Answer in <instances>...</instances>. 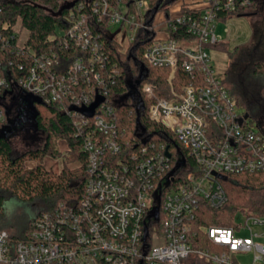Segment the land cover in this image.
I'll use <instances>...</instances> for the list:
<instances>
[{
	"label": "built area",
	"instance_id": "obj_1",
	"mask_svg": "<svg viewBox=\"0 0 264 264\" xmlns=\"http://www.w3.org/2000/svg\"><path fill=\"white\" fill-rule=\"evenodd\" d=\"M149 5L150 0H139L136 8L147 12ZM254 7L253 0H182L161 21L163 37L154 18L156 34L144 58L169 67L171 94L156 95L151 83L142 90L152 99L149 117L169 128L185 149L174 161L164 144L125 149L132 140L120 130L116 106L107 98L101 71L105 43L93 25L105 24L102 33L115 37L110 27L120 24L128 48L149 27L137 20V12L125 3L76 0L63 18L65 28L54 35L62 46L81 50L69 64L53 49L35 53L21 17L14 24L0 17V52L20 58H0V93L6 98L19 88L41 102L56 103L75 117L87 153L79 205L43 210L26 240L0 229V264H185L191 254L212 264H245L239 257L248 253L251 264L264 263V216L239 212L231 225L200 221L204 204L217 209L226 203L224 182L231 174L264 172V129L252 127L224 79L215 76L207 49L226 39L217 32L223 10ZM171 32L186 36L174 38ZM179 66L194 77L181 90L173 86ZM97 96L104 100L94 114H83L79 108ZM1 101L0 123L8 118Z\"/></svg>",
	"mask_w": 264,
	"mask_h": 264
},
{
	"label": "trees",
	"instance_id": "obj_2",
	"mask_svg": "<svg viewBox=\"0 0 264 264\" xmlns=\"http://www.w3.org/2000/svg\"><path fill=\"white\" fill-rule=\"evenodd\" d=\"M64 1L0 0V17L2 23L10 24H14L17 18L21 17L22 24L29 30L28 45L35 53L40 54L53 49L60 54L66 64H69L81 50L76 47H64L58 42V38L54 37L58 29L65 28L63 18L68 14V8L76 2V0L69 3ZM109 1L114 7L125 3L130 7L129 9H135L139 2V0ZM176 1L178 0H150L144 18L142 19L139 14L137 16L138 21L148 22L149 27L142 29L128 48H125L116 37L102 33L105 24L96 22L93 25V29L100 32V38L105 43L107 58L104 62L105 67L101 71H104L108 81L107 98L116 106L120 130L125 133L126 138L132 140L128 145L124 143V148L138 149L151 142L157 147L164 144L165 148L173 152L172 161L176 159L178 151L186 153L185 149L169 128L149 117L148 108L152 99L148 98L142 89L145 83H151L156 95L169 97L171 94V86L168 82L169 67L150 65L144 58V50L156 34L153 28L155 16L163 12L166 19H169L171 6ZM253 1L255 3L253 9L230 12L223 10L220 15L227 20L233 15L251 14V11L257 9L261 3V0ZM170 34L174 38L186 36L185 33ZM212 46L216 47L217 44ZM4 56L15 61L20 59L10 51L4 54L0 52V58ZM253 73L256 76L264 75V59H257L253 63ZM193 79L192 74L179 66L173 79V86L181 90L184 84ZM224 83L236 100L246 103L235 80L225 78ZM5 95V92L0 93V98L3 97V101L1 99L0 101L8 112L7 120L0 123V218L5 215L6 202L12 197L23 202L44 203V208L30 219L25 217L15 222L8 220L11 229H20L18 234L9 231L11 236L17 240H26L32 220L43 210H53L62 204L79 205L85 188L87 153L82 150L83 137L75 124V117L60 110L56 103L32 101L31 96L19 88H14L13 93L6 98ZM260 95L264 99V83L261 85ZM247 111L250 113V109ZM5 127L9 135L1 133ZM16 130L24 134L29 146L22 152L14 154L11 138ZM37 136L42 138L41 145L36 143ZM53 137L63 138L67 142L69 155L65 160H78L80 166L70 168L64 162L58 173L45 166L46 156L59 157L60 152L52 145ZM29 161L34 162L35 165L29 167L27 165ZM224 184L227 192L226 203L217 209L204 204L201 207V223L207 226L231 225L239 212L264 216V172L231 174ZM1 224L2 220H0V229H5ZM185 264L212 263L191 254L185 259Z\"/></svg>",
	"mask_w": 264,
	"mask_h": 264
},
{
	"label": "rangeland",
	"instance_id": "obj_3",
	"mask_svg": "<svg viewBox=\"0 0 264 264\" xmlns=\"http://www.w3.org/2000/svg\"><path fill=\"white\" fill-rule=\"evenodd\" d=\"M130 10L133 13L137 12L141 15L142 19L146 13L144 10L137 8ZM251 14L249 16L233 15L227 20L220 19L217 24V32L224 35L226 39L218 43L216 47L211 46L207 49L214 67L215 76L221 79L232 78L236 81V86L239 85L238 89L246 102L243 103L236 100L239 107L247 112L248 121L253 128L257 129L260 127L264 129V99L260 95V88L264 83V75L256 76L253 73V63L257 59H264V0H261L259 7L252 10ZM110 28L111 33L127 48L128 41L124 27L120 24H114ZM190 43L192 44L190 46H197L196 41ZM182 44L183 46L189 45L186 42ZM248 109H250V113L247 111ZM1 133L9 135L6 127ZM11 143L14 154L22 152L29 146L24 134L19 130L14 132ZM36 143L41 145L42 138L38 137ZM52 145L60 153L58 158L51 156L44 158V164L49 170L58 173L64 162L70 168H76L81 165L78 160H65V157L69 155V151L67 142L63 138L53 137ZM27 165L32 167L35 163L29 161ZM5 208V215L2 219L0 218L2 220L1 226L12 234H18L20 229H11L8 220L10 219L15 222L22 218L25 219V217L30 219L44 208V203L41 201L34 203L23 202L12 197L7 200ZM239 258L245 264H251L253 254L248 253Z\"/></svg>",
	"mask_w": 264,
	"mask_h": 264
},
{
	"label": "water",
	"instance_id": "obj_4",
	"mask_svg": "<svg viewBox=\"0 0 264 264\" xmlns=\"http://www.w3.org/2000/svg\"><path fill=\"white\" fill-rule=\"evenodd\" d=\"M158 8V6L156 7V9ZM245 16H249L251 15L250 13H246V14H243ZM32 98V101H35V100H39L33 96H31ZM104 100V97L102 96H97L96 100L90 105V106H84V107H81L79 108V110L83 113V114H86L87 116H92L94 114V111L96 109V107L99 105L100 102H102ZM40 101V100H39ZM167 154L170 155V153L167 151Z\"/></svg>",
	"mask_w": 264,
	"mask_h": 264
},
{
	"label": "crops",
	"instance_id": "obj_5",
	"mask_svg": "<svg viewBox=\"0 0 264 264\" xmlns=\"http://www.w3.org/2000/svg\"><path fill=\"white\" fill-rule=\"evenodd\" d=\"M182 2V0H178L176 1L174 4H172L171 9H175L178 8L180 3ZM165 17L163 12H159L157 13L156 17H155V22L158 23V29H160L159 34L161 35V37L165 36V30H164V26L161 23V21L163 20V18ZM48 160V159H47ZM49 161V160H48Z\"/></svg>",
	"mask_w": 264,
	"mask_h": 264
}]
</instances>
